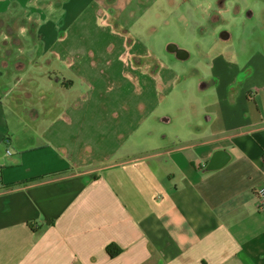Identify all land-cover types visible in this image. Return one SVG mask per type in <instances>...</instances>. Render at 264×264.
Masks as SVG:
<instances>
[{
  "label": "crops",
  "instance_id": "obj_1",
  "mask_svg": "<svg viewBox=\"0 0 264 264\" xmlns=\"http://www.w3.org/2000/svg\"><path fill=\"white\" fill-rule=\"evenodd\" d=\"M168 1L0 0V264H264V0Z\"/></svg>",
  "mask_w": 264,
  "mask_h": 264
},
{
  "label": "rangeland",
  "instance_id": "obj_2",
  "mask_svg": "<svg viewBox=\"0 0 264 264\" xmlns=\"http://www.w3.org/2000/svg\"><path fill=\"white\" fill-rule=\"evenodd\" d=\"M63 0H58L59 3H61ZM36 1H34L32 4H30V7L28 8V12L31 14L36 12V7H35ZM179 1L176 2V4L171 5L168 0H119V5L116 6L115 3L111 2V0H102L101 2V8L103 10L107 11L111 15V18L113 19H119L121 24H124L126 26H130L131 28L137 30L141 29L144 34H148L147 32L149 28H155L157 29L155 33V37L157 38H163L164 36H169L170 32H164L167 27L170 25H177L180 22L188 23L190 26V29H193L196 25H199L201 22V17L200 15L197 14L196 10L192 7L191 4H182V6L178 5ZM80 3H78V7ZM124 9V12L117 17V12H121L122 9ZM17 7L12 6L8 8L7 11V16H12L14 19L13 22L17 19L18 24H25L23 11L16 9ZM47 12V11H46ZM184 18L183 20L181 18ZM0 22L2 20H7L6 16L0 17ZM35 18H39V16H35ZM60 18L63 20V16L61 15ZM238 23L232 22V19L227 18L226 23ZM27 33L26 35L24 34L23 38L27 39L29 43H31L33 40L36 39L33 37V33L31 32L32 25L31 23L27 22ZM194 34V32H191ZM7 34V33H6ZM184 32L178 31L177 33L175 32L174 39H177L183 46H186V48L189 50H195L194 47L191 45V43H188L189 40L186 39V42L182 41V35ZM189 34V33H188ZM20 34V31L14 32L13 36L16 37ZM5 36V31H0V40L3 39ZM32 45V44H31ZM33 46V45H32ZM36 55V48L33 47L30 49V52L27 53V56L32 58ZM204 71H207V68H204ZM6 82L5 81H0V86L4 85ZM7 89L4 88L2 91V95L4 92H6ZM18 91V90H15ZM14 94H17L16 92Z\"/></svg>",
  "mask_w": 264,
  "mask_h": 264
},
{
  "label": "built area",
  "instance_id": "obj_3",
  "mask_svg": "<svg viewBox=\"0 0 264 264\" xmlns=\"http://www.w3.org/2000/svg\"><path fill=\"white\" fill-rule=\"evenodd\" d=\"M256 195H257V199H258V211L264 212V183L256 191Z\"/></svg>",
  "mask_w": 264,
  "mask_h": 264
},
{
  "label": "trees",
  "instance_id": "obj_4",
  "mask_svg": "<svg viewBox=\"0 0 264 264\" xmlns=\"http://www.w3.org/2000/svg\"><path fill=\"white\" fill-rule=\"evenodd\" d=\"M119 251H120L119 249H115V247H113V246H110L107 248V252L111 257L117 255L119 253Z\"/></svg>",
  "mask_w": 264,
  "mask_h": 264
}]
</instances>
